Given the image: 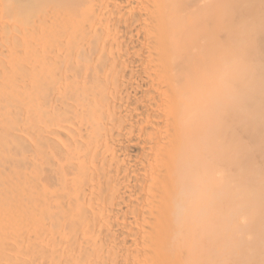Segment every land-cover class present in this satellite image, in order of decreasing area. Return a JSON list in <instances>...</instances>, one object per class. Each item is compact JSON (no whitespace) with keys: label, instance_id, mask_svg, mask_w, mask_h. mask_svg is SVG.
<instances>
[{"label":"bare ground","instance_id":"6f19581e","mask_svg":"<svg viewBox=\"0 0 264 264\" xmlns=\"http://www.w3.org/2000/svg\"><path fill=\"white\" fill-rule=\"evenodd\" d=\"M0 264H264V0H0Z\"/></svg>","mask_w":264,"mask_h":264}]
</instances>
